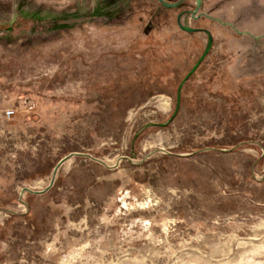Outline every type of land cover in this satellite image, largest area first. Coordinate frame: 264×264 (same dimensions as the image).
Here are the masks:
<instances>
[{"label":"rangeland","instance_id":"rangeland-1","mask_svg":"<svg viewBox=\"0 0 264 264\" xmlns=\"http://www.w3.org/2000/svg\"><path fill=\"white\" fill-rule=\"evenodd\" d=\"M0 264H264V0H0Z\"/></svg>","mask_w":264,"mask_h":264},{"label":"built area","instance_id":"built-area-1","mask_svg":"<svg viewBox=\"0 0 264 264\" xmlns=\"http://www.w3.org/2000/svg\"><path fill=\"white\" fill-rule=\"evenodd\" d=\"M11 114H12V112H8V113H7L8 116H11Z\"/></svg>","mask_w":264,"mask_h":264}]
</instances>
